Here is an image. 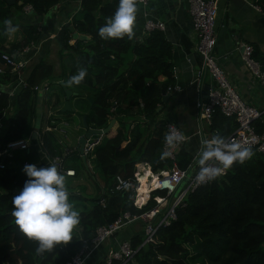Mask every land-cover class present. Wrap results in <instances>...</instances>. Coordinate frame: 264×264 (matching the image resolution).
Returning <instances> with one entry per match:
<instances>
[{
    "label": "trees",
    "instance_id": "obj_1",
    "mask_svg": "<svg viewBox=\"0 0 264 264\" xmlns=\"http://www.w3.org/2000/svg\"><path fill=\"white\" fill-rule=\"evenodd\" d=\"M57 3L58 0H15L11 6H4L5 9H20L28 4L32 14L41 16ZM255 4L264 12V0H255ZM117 7L118 0H80L79 18L72 17L70 22L61 25L53 37L58 54L71 61L67 71L59 61L56 77L65 87L70 88L66 82L78 75L80 69L86 70L82 82L72 85L77 87L73 90L77 95L69 99L74 100L86 125L103 128L109 117L115 120V130L102 137L91 151L89 160L95 172L100 174L102 184L95 183L96 193L88 199V207L81 206L80 224L73 230V239L66 245H58L52 252L37 255L38 243L27 239L15 225L11 213L12 198L17 194L11 191L23 189L29 179L23 171L25 165L41 168L48 167V164L40 159L37 148L30 142L28 148L13 149L9 156L0 157L3 166L0 168V264H64L81 247L82 239L92 237L95 228L111 223L122 212L137 214L149 210L154 204L151 197L157 191L150 194V199L140 209L133 207L130 192L112 189L115 175L131 177L134 164L138 162L146 163L153 172L172 166L167 157L161 159L165 122L158 118L159 112L156 111L162 103L161 92L165 93L167 87L174 86L170 43L162 31H152L140 42H133L127 36L102 39L99 29L113 16ZM5 9L0 8V16L7 14ZM69 26L79 36L72 44L68 43L72 36ZM35 39L30 36L16 47L19 50ZM15 51L0 50V54L11 55ZM253 57L264 68V56L257 57L253 52ZM52 71V64L43 57L39 58L29 69L25 86L19 88L12 100L4 87L10 80L9 69L0 73V117L10 105V113L3 120L5 127L0 134V150L10 141L29 139L36 90L43 89L37 132L39 151L47 159L61 156L65 167L66 158L72 153L80 165L86 167L87 162L82 163L74 148L61 146L52 131L45 130L44 125L53 127L49 118L43 117L45 106L62 114L60 108L56 109L62 105L60 96L44 90L53 78ZM10 78L16 76L11 74ZM58 90L62 91L60 87ZM84 91L86 96L83 97ZM69 113L63 112L65 119ZM253 125L257 133L264 129L259 118ZM234 127L232 119L218 112L212 114L208 126L212 136L219 134L223 137ZM183 145L174 158V164L181 170L186 169L192 160ZM251 151L253 155L244 163H234L223 175L187 191L174 208L175 218L155 230L153 242L139 246L142 233L132 235L128 240L136 249L135 264H264V154ZM91 179L94 181L93 175ZM77 198L81 200L78 195L69 194V202L75 209L74 199ZM101 199L102 205L99 203ZM96 250L87 264L91 257H95Z\"/></svg>",
    "mask_w": 264,
    "mask_h": 264
},
{
    "label": "crops",
    "instance_id": "obj_2",
    "mask_svg": "<svg viewBox=\"0 0 264 264\" xmlns=\"http://www.w3.org/2000/svg\"><path fill=\"white\" fill-rule=\"evenodd\" d=\"M79 1L80 0H58V3L46 13L41 16H36L32 13L24 14L22 7L20 9H15L14 7L5 9L4 4L11 6L13 3L8 4L5 0H0V8L7 11L6 15L0 16V50H16L15 52L17 53V44L22 42L23 39H29L30 36H35L36 39L29 42L36 43L38 46L37 51L35 50V53L33 52L31 54L29 61L20 71L19 75L16 76L13 73L16 76L15 79L10 78L11 73L8 74L10 80L6 82L4 87H6L8 93L11 92L10 95L8 94L10 100L13 99L15 93L19 90L20 82L27 77L29 69H31L35 61L43 57L51 63L47 56L53 43L56 45L53 38L56 28L58 25L66 23L68 18H79ZM214 1L216 9L214 21L216 41L213 53L217 64L223 69L229 82L236 88L240 98L259 109V120L264 128V91L257 86L240 59L241 44L251 45L257 57L264 56V12H262V10L257 11L252 7L253 4L255 5V0ZM137 8L138 11L134 28L135 35L131 39L133 42H140L146 36L142 32L141 8L138 6ZM144 9L151 18L163 23L164 29L162 34L171 46L170 55L174 77V90L168 92V98L158 106V118L164 122L168 121L174 123L180 131L187 136V140L183 147L191 154L192 158L196 157L197 160L199 158L202 141L210 139L213 132L208 128L210 121L209 123L201 122L199 124L195 121L194 102L197 98V86L192 80L194 72L200 66V57L194 48L195 39L191 30V21L187 12L186 3L184 0H148ZM5 19H11L13 26H18V31L14 34L6 35L4 25ZM15 54H11V56ZM57 65L58 66H54L52 64L53 78L47 84L46 91H49V84H55L61 81L56 77L59 73V63ZM0 68H2L4 72L5 67H3L2 64H0ZM207 83V77L203 78V88L207 87ZM82 95L83 97L86 96L85 91ZM60 106H57L56 109L61 108ZM76 111V109L71 108L69 117L59 120L58 113L55 109L50 111L45 106L43 117L46 120L49 118V123L53 126L48 127L44 125L45 130L46 128H48V131L60 130L59 124H66L67 121H70L71 117L75 119L72 123V130H78L76 128L77 126H74L75 122L77 123L80 119V116H77L78 114L75 113ZM9 113L10 105L1 116L3 126L5 125L3 120L7 118ZM43 124H45V122ZM115 126L114 120L111 129L115 130ZM4 127L0 130V134ZM79 134L75 135V138ZM22 140L27 141L25 139ZM57 142L60 143L59 140H57ZM60 144L64 146L63 143ZM28 146L29 140L26 148H28ZM3 150L4 148L0 150V153H2ZM11 150H9L8 155L5 156H9ZM0 157H4V155L1 154ZM66 168L72 169L69 163H66ZM73 176H66V179L73 178ZM96 180L98 184H102L101 178H97ZM184 182L185 181H183V185L179 190L183 188ZM179 190L177 188V191ZM74 192V194L78 195L79 199H81L80 201L78 198L74 199L76 208L79 209L81 206L88 207V199L89 197L91 198V192L86 193L88 189H86V192L84 190L87 195L85 197L81 196L79 190H74ZM94 194L95 192L93 191V195ZM141 232L140 222H134L124 227L98 247L95 257H91L88 264H90L91 261L93 263L98 261L109 249L115 248L116 244L122 239L128 240L132 235L136 234L140 236Z\"/></svg>",
    "mask_w": 264,
    "mask_h": 264
},
{
    "label": "built area",
    "instance_id": "obj_3",
    "mask_svg": "<svg viewBox=\"0 0 264 264\" xmlns=\"http://www.w3.org/2000/svg\"><path fill=\"white\" fill-rule=\"evenodd\" d=\"M148 0H137V6L141 8L142 17V32L147 35L152 31H163L164 25L161 21L151 18L145 11V5ZM186 3L187 12L191 21V30L195 39V51L200 57V66L194 72L192 82L197 86V98L194 102L195 121L209 123L213 113L218 112L226 118L234 121V129L225 138L229 142H239L247 147H250L257 153L264 154V130L257 133L253 125L254 120L260 116V111L255 106L243 101L237 93L236 88L229 82L223 69L217 64L213 53L215 46L216 35L214 33L215 21V1L214 0H184ZM119 5V0H118ZM252 7L261 11L257 4ZM24 14H30L32 9L30 5L22 6ZM68 18L66 23L70 22ZM57 26L56 31L59 27ZM71 27V26H70ZM72 29V28H71ZM70 31V30H69ZM71 38L68 40L72 44L79 37L72 29ZM240 59L243 66L250 73L257 86L264 91V68L257 59L253 57V48L249 44L240 45ZM38 46L35 43L29 42L22 46L13 56L2 52L0 60L5 68L9 69V73L18 76L20 71L29 61V57ZM35 53V52H34ZM3 70L0 68V73ZM207 77V87L203 88V78ZM25 86L24 80L20 82V87ZM46 88H44L45 90ZM174 90L172 87H167L165 94ZM9 95L11 92L8 93ZM113 118V117H111ZM110 119V117L108 118ZM0 117V130L3 125ZM174 125L177 131L182 133L180 129L172 122H165L163 127V135L169 131V126ZM48 130V128H46ZM183 134V133H182ZM185 139L176 147L169 149L165 141L161 145V151H169L167 157L172 161L170 169H161L156 172L151 171L146 163L138 162L134 164V170L131 177H122L115 175L112 189L114 191H128L129 198L133 207L140 209L150 199V194L157 191L151 199L154 202L152 207L141 213L130 214L128 212L120 213L111 223L101 225L95 228L92 237L89 240H81V247L70 256L64 264H86L92 253L98 247L115 235L118 231L134 222L141 223L142 241L139 246L146 242H153V234L158 227L166 226L175 218L174 208L181 201L184 194L201 183L195 180V172L192 171L195 165L196 157L192 158L186 169H179L174 164V158L180 147L186 142L187 136L183 134ZM104 135L92 136L87 139L83 146V155L88 163L91 159V151L99 144ZM28 140L22 139L13 140L5 144L4 150L0 155H8L9 150L18 148L26 149ZM55 164L58 172L65 176H73V169L66 168L63 164L61 156H53L48 159V166ZM87 165V164H86ZM0 161V168H2ZM190 169V171H188ZM123 181L124 183H121ZM146 185V195L140 194L141 182ZM184 182L181 190L177 191L178 186ZM127 185V187L125 186ZM22 189H14L11 192L20 193ZM174 193V194H173ZM172 195L174 197H172ZM102 205V199L99 200ZM136 249L130 246L129 240L122 239L116 244V247L109 249L102 255L96 264H135L134 253Z\"/></svg>",
    "mask_w": 264,
    "mask_h": 264
},
{
    "label": "clouds",
    "instance_id": "obj_4",
    "mask_svg": "<svg viewBox=\"0 0 264 264\" xmlns=\"http://www.w3.org/2000/svg\"><path fill=\"white\" fill-rule=\"evenodd\" d=\"M137 0H119V5L106 24L99 29L102 39H117L127 36L131 40L135 33ZM5 34L18 31L11 19L4 20ZM86 75L80 69L71 77L66 86L79 85ZM185 137L174 125L165 134L166 146L171 149L184 141ZM165 151L161 159L168 157ZM253 155L251 148L239 142H229L217 134L202 141L199 158L192 171L197 183H206L223 175L234 163H244ZM23 171L29 178L23 189L12 198V217L16 227L29 240L36 241L37 255L52 252L58 245H66L72 239L73 230L80 224V213L69 202L66 176L58 172L55 164L37 168L25 165ZM121 183H124L121 181ZM127 187V185L125 184Z\"/></svg>",
    "mask_w": 264,
    "mask_h": 264
},
{
    "label": "rangeland",
    "instance_id": "obj_5",
    "mask_svg": "<svg viewBox=\"0 0 264 264\" xmlns=\"http://www.w3.org/2000/svg\"><path fill=\"white\" fill-rule=\"evenodd\" d=\"M51 49H49V53H48V60L54 65V66H58L57 64L59 63V61L61 63H63V66H65L66 71L68 70V68L71 65V61L68 57L63 56V55H59L58 54V50H57V46L53 43V45L50 47ZM58 70V69H56ZM69 89L72 90H77L76 86H69ZM59 87L55 84H49V91L46 92H53L54 94H57L60 96V101L62 102V91L58 90ZM71 108L76 109L75 107V102L74 100H69ZM61 105V104H60ZM77 110V109H76ZM79 110H77L75 113L78 114L77 116H80L81 114H79L78 112ZM71 113V112H70ZM59 116V120L60 119H65V116L62 114H58ZM82 116V115H81ZM80 116V117H81ZM78 120V117H77ZM73 121H75L74 118L71 117L70 121H67L66 124H59L60 130L58 129L57 131H52L51 134L54 135L56 137L57 140L60 141V143H63L64 146L70 148H73L75 145V135L79 134L82 132V128L80 127V123L79 120L77 121V123L75 122L74 126H77L76 128L78 130H72L73 128ZM113 129H111L110 131H112ZM64 151V150H63ZM67 163L70 164V166H72L75 170L76 173H74L73 178L70 179H66V187L68 189L69 194H74V190H79L81 196L85 197L87 196L86 193L91 192V197H93V191L96 193V187H95V183L97 182V178L100 179V174L98 172H95V170L92 168L90 162L87 163L86 167H82L78 161L77 157H74V154H69L67 156ZM94 176V181H92L91 179V175ZM101 185V184H98ZM183 183L178 187V190L182 187ZM86 189H88V192H86ZM85 190V192H84ZM174 194V193H173ZM172 197H174L172 195ZM90 198V197H89ZM76 210H80V208H76ZM142 233V232H141Z\"/></svg>",
    "mask_w": 264,
    "mask_h": 264
},
{
    "label": "water",
    "instance_id": "obj_6",
    "mask_svg": "<svg viewBox=\"0 0 264 264\" xmlns=\"http://www.w3.org/2000/svg\"><path fill=\"white\" fill-rule=\"evenodd\" d=\"M14 1L15 0H5V2L8 4H12V3H14ZM69 30L72 31L70 26H69ZM57 84L63 93V103H62V106L59 109V111L61 113L68 112L71 110V107L69 105V99H70V97L76 96L77 93L72 91L71 89H68L67 87H65V85L63 84L62 81H58ZM42 92H43V89H37L36 90L34 121H33L32 131L30 132V136H29L28 140L30 143H32L37 148V151L40 154L41 160L44 161V163L47 165L48 159L45 157V155L41 151H39V146L37 144V132H38V129L40 127V119H41L40 101H41ZM161 95H162L161 101L163 103L168 98V94H165L162 91ZM89 101L91 102L90 99H89ZM157 110H158V108L156 109V111ZM113 124H114V119L110 118L105 127H103V128H91L88 125H86V123L84 121V116L82 115L80 117V127L82 128V132L75 138V145L73 148L77 151V153H78L83 164L85 162V159H84V155L82 153H83V146H84L85 141L92 136L107 135L109 133V131L111 130Z\"/></svg>",
    "mask_w": 264,
    "mask_h": 264
},
{
    "label": "bare ground",
    "instance_id": "obj_7",
    "mask_svg": "<svg viewBox=\"0 0 264 264\" xmlns=\"http://www.w3.org/2000/svg\"><path fill=\"white\" fill-rule=\"evenodd\" d=\"M143 182L144 181L141 182V185L139 187V189H140L139 191H140V194L141 195H144L145 196L146 195V185Z\"/></svg>",
    "mask_w": 264,
    "mask_h": 264
},
{
    "label": "flooded vegetation",
    "instance_id": "obj_8",
    "mask_svg": "<svg viewBox=\"0 0 264 264\" xmlns=\"http://www.w3.org/2000/svg\"><path fill=\"white\" fill-rule=\"evenodd\" d=\"M62 99H63V93H62ZM62 103H63V100H62ZM62 106V105H61Z\"/></svg>",
    "mask_w": 264,
    "mask_h": 264
}]
</instances>
